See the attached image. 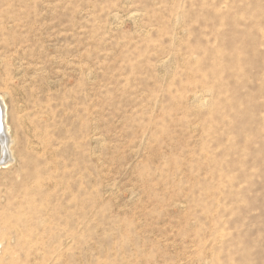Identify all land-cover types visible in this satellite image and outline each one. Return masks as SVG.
I'll use <instances>...</instances> for the list:
<instances>
[{
  "label": "rangeland",
  "instance_id": "rangeland-1",
  "mask_svg": "<svg viewBox=\"0 0 264 264\" xmlns=\"http://www.w3.org/2000/svg\"><path fill=\"white\" fill-rule=\"evenodd\" d=\"M0 98V264H264V0H0Z\"/></svg>",
  "mask_w": 264,
  "mask_h": 264
},
{
  "label": "bare ground",
  "instance_id": "bare-ground-1",
  "mask_svg": "<svg viewBox=\"0 0 264 264\" xmlns=\"http://www.w3.org/2000/svg\"><path fill=\"white\" fill-rule=\"evenodd\" d=\"M0 105L2 107V124L3 131H0V161L6 166L10 164L13 160L12 146L14 141L11 136L10 124L8 122L9 112L5 100L0 98Z\"/></svg>",
  "mask_w": 264,
  "mask_h": 264
},
{
  "label": "water",
  "instance_id": "water-1",
  "mask_svg": "<svg viewBox=\"0 0 264 264\" xmlns=\"http://www.w3.org/2000/svg\"><path fill=\"white\" fill-rule=\"evenodd\" d=\"M3 116H2V107L0 105V131H3V124H2Z\"/></svg>",
  "mask_w": 264,
  "mask_h": 264
}]
</instances>
